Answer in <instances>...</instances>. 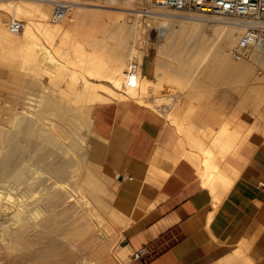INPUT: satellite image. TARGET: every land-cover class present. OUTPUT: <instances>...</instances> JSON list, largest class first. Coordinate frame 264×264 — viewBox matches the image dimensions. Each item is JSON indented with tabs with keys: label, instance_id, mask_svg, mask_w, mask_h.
Instances as JSON below:
<instances>
[{
	"label": "rangeland",
	"instance_id": "1",
	"mask_svg": "<svg viewBox=\"0 0 264 264\" xmlns=\"http://www.w3.org/2000/svg\"><path fill=\"white\" fill-rule=\"evenodd\" d=\"M49 3L50 6L47 5V7L50 9H48V17L49 20H51L50 23L57 25H60L61 23V25H65V20H70L68 22L73 20L71 11L67 14V11L73 7L80 8L79 12H89L91 10L90 12H95L93 13L94 16L97 12L98 14L96 17L91 18L90 16V19L89 17H86L87 13L85 14L81 12L80 15H85L83 18L86 17V20L85 22H80L75 31L77 33L79 31V34L83 37L84 41L87 40L86 42H88L90 40L89 43H96L95 48L98 50L94 49V53L97 55L100 54L101 57L109 61L114 57V52L117 50L116 48L123 42L125 47V54L123 56L125 67L126 65L129 66L130 64L135 63L138 68V75L140 76L142 64L146 59H149V61L153 63L156 73L155 81L153 82L163 84V92L161 91V94L172 96V98L178 95L185 99V101H195L199 106V109H201V107H209V109H212L213 114L218 117V120H229L241 128V134L246 137L244 143L251 142L253 145H261L264 147V89H261V80L259 79V77L262 78L264 75V57L255 58L252 50L242 63L245 64L244 67L247 72L245 71L241 74L233 73L235 75L232 74L231 77H228V80L223 73H217L216 64L214 65L215 59L213 60L212 56L204 58V53L206 52L208 45L212 42V37L208 36V33H215V31L219 30L221 27L220 25L226 24L219 21H208L203 15L198 13L178 12L153 7L148 5L146 0H52V2ZM58 6L64 7L63 11L65 13V20L54 23L52 21V16ZM90 12L88 14H90ZM99 16L100 18H98ZM6 18L7 22L8 19H13L11 16H7ZM162 18L165 19L160 20ZM199 18L201 20L199 23L194 24L188 22V20L195 21ZM16 20L25 24L24 26L26 27L27 23L25 20ZM161 23L167 24V26H160ZM80 24L82 27H79ZM80 31H82V33ZM234 32H236V36H229L231 40H229L230 43L228 42L230 47L226 48V52L224 53V56H226L227 59H229L227 54L229 49L237 41V37L241 35L240 30L235 29ZM36 37L41 46L47 47L40 35L38 36L37 34ZM207 38L209 43L207 42ZM224 38L225 37H223L222 40ZM224 40L219 46H222L226 42V39ZM29 44L30 43L23 45V49L22 46L18 50L15 49V51H13L15 53L12 52L10 53L11 55L0 49V130L7 135L11 129L17 138H20L21 136L20 128L24 117L35 119V115L38 114V109H40V107H38L40 105L38 97L41 96L43 92H46V89H85L80 82H74V80L71 79L72 72H74L73 74L77 73L76 75H81L82 77L85 76L84 78L87 80L89 79L84 73L75 70L73 67L71 68V65L68 67L69 64L66 63L65 57L69 52L66 49L57 50L55 47H48V51L50 54L52 53V58H56L54 59L56 60V68H59L57 71L55 70L57 76H54L56 79L53 80L54 76L49 77V79L48 76L46 77V74H44V68L46 66L45 60L41 57L40 52L37 51L36 53L33 45ZM27 48L33 50L32 57H35V60L31 57V62L34 61L33 63H31L29 59V61L24 60L26 59L24 58V55L26 57L28 52ZM16 50L18 51L17 53ZM95 50H97V52H95ZM20 53H22V55ZM70 69H72L71 72ZM66 70L67 74L66 72L64 74V71ZM58 71H60V74ZM218 74L222 76H219ZM79 76L78 78L81 77ZM57 78L59 79L57 80ZM57 81H60V83L62 82L61 85ZM56 82L57 84L55 85ZM170 82H173V84L175 82V85H172ZM75 83L77 85H75ZM177 84L179 86H177ZM184 84L185 86H183ZM181 86L185 88L183 89ZM173 87H176V89ZM62 95L63 94L60 93L59 97ZM78 98L79 97L76 93L73 94L69 104L63 102L65 103L63 104L65 105L64 109L63 106H61V109L60 105H62V103H60L57 108L58 110L45 113L44 121L41 120L43 122H39V125L47 124V126L40 125V127H42L43 130L47 127L46 135H50V137L52 136L51 134L54 135L55 133V137L52 138L55 139L53 141L56 144L58 143V146L54 145L55 143H52V146H50V144L49 147L46 145L47 147L44 146L40 152L46 151L50 153L51 156L48 159L50 161L57 159L58 162L68 163V174L63 181V184L66 185L70 193H66L67 195L65 196L67 197L70 195L72 201L69 202V206L65 204H60V206L55 205L56 211L54 210V213L48 212L47 209L49 208V203L43 201V199L47 196L45 187L50 186L49 180L51 178L45 175L44 171L40 168L34 166L31 167V157L21 165L29 171H36L35 173L33 172L32 175H29V182L42 180L43 183L44 180L46 181V179H48L45 183L48 186H45L44 184L45 187H41L43 184L38 181L41 185H39V188L36 186L34 189L35 191L33 190V192L21 195L20 189L10 188L9 183L0 180V191L6 196L2 201V205L10 207L16 198L24 204L25 210H27L30 215L26 211L23 215L28 217V222L31 228L30 240L32 242L34 241L32 247L29 248L30 250L24 248V251H22L23 249L20 251V249H18L14 251L15 254L13 253L11 255L0 249V264H87L85 262H89L90 260L94 262L92 257L93 254L87 250L90 253L89 254L85 250V247H82L79 244L68 245L67 242H64L63 239L57 237L51 231L40 227L43 221L48 219L49 216L55 218V221L58 219V221L66 224V221L70 218L72 212L79 209V203L81 200L80 196H84L85 199L89 200L90 205L88 208L92 206L95 208V211L93 212L94 214L97 213L99 215L102 229L106 230L108 235H110L106 239V243L109 245L107 250L109 253L106 252V256H110L109 258L111 261L108 263H135L131 261L132 252L128 250L126 245L123 246L125 242V234L128 227L151 208L149 201L153 194L152 183L142 181L137 184L133 180V177L122 172L124 166L123 160L114 156L107 143L95 137L91 132V111L94 105L90 104L89 106H84L82 109L83 106L80 105L81 101ZM110 101L117 102L114 99L107 100V102ZM209 102H212V104L206 106V103ZM137 105L140 106L141 104ZM151 105H153V101ZM155 105L164 107V105L161 104L157 105L154 103V106ZM143 107L146 109H152L145 105ZM163 107H157V109L155 108L156 111H153L157 113L161 111L159 114L164 115V111L170 112V110H173L174 108L172 106ZM71 111L72 114L69 113ZM64 112L68 113V116H66L67 113H65V116L68 118H63L67 123L65 125V127H67V132L70 131L68 134L66 133L68 138L66 135L64 137L63 135L61 136L58 129H56L55 132V130L51 128L52 125L56 127V125L59 124L58 121L61 120L58 119ZM68 119H70V121H68ZM168 122L171 123L169 118ZM68 124L71 126L68 127ZM74 124L77 127L74 126ZM70 133H72L71 136ZM58 136L60 139H58ZM182 139H184V135H182ZM53 146L60 148H58L57 151V148L55 149L54 147L53 149L55 150H53ZM3 147L4 146L0 149V161L3 158ZM187 150L189 152L191 149L187 146ZM37 152V150L36 152L34 151L36 154ZM34 153H32V157L36 155H34ZM189 159L193 161L199 160L198 157L195 156H190ZM117 174L121 176L120 179L116 178L118 176ZM52 182H54V180L50 183ZM88 183L91 186L88 185V187ZM42 188H45V191ZM90 191L96 196H93ZM41 192L45 194L42 195ZM96 197L98 198L95 199ZM93 198L94 200H100V198H102L104 202L102 203L103 206H100L101 204L99 205L98 201H94ZM33 204L34 206L36 204L38 208L35 206L36 209H33ZM30 205L32 206L30 207ZM31 208L32 210L30 211ZM68 208L71 214L68 213V215H63V209ZM64 218L66 219L64 220ZM10 221L11 219L7 220V223L0 221V224H3H1L2 226L0 225V234L7 233L17 227V223L14 220ZM33 245L35 247H33ZM124 247H126V249H123ZM17 248L18 247H16V249ZM84 250L87 254L83 253ZM98 262L99 264H104L103 261Z\"/></svg>",
	"mask_w": 264,
	"mask_h": 264
},
{
	"label": "crops",
	"instance_id": "2",
	"mask_svg": "<svg viewBox=\"0 0 264 264\" xmlns=\"http://www.w3.org/2000/svg\"><path fill=\"white\" fill-rule=\"evenodd\" d=\"M141 73L155 81L149 59ZM180 99L169 113L185 132L133 102H103L91 111L92 134L123 160L122 172L152 183L151 208L125 234L129 251L145 250L134 264H264V191L256 188L264 183V147L244 141L224 156L213 184L204 183L199 162L189 159L199 151L190 145L205 148L223 121L234 123Z\"/></svg>",
	"mask_w": 264,
	"mask_h": 264
},
{
	"label": "bare ground",
	"instance_id": "3",
	"mask_svg": "<svg viewBox=\"0 0 264 264\" xmlns=\"http://www.w3.org/2000/svg\"><path fill=\"white\" fill-rule=\"evenodd\" d=\"M46 1H48V2H46ZM49 2H52V0H43V1H41V0H38V1H35V0H0V49L2 51H5V53H9V55H11L10 53L15 51V49L18 50L21 46L23 49V45L30 43L31 45H33V48L36 51V53H37V51L40 52L41 57H43V59L45 60L46 66L44 68V74H46V77L48 76V78L53 77L54 75L57 76L56 71L59 68H56V65H55L56 60H54L56 58H54V59L52 58V56H51L52 53L50 54V52L48 51L47 48L48 47L49 48L55 47L57 50L66 49L69 52V54H67V56L65 57L66 63L69 64L68 67H70V65H71V68L73 67L75 70H78V71L84 73L89 79L87 80L84 78L85 76L82 77L80 75L81 76L80 77L79 75H76L77 74L76 72H75L76 74H73L74 72H72L71 79H73L74 82H76V81L80 82V84H82V86L85 89H46L47 91L43 92V94L38 97L39 104H40V105L38 104L39 105L38 107H40V109H38L39 112H38V114L35 115V119L24 117L23 122L21 124V128H20V134H21L20 138H17L11 129L9 130L7 135H6V133H4L3 131L0 130V149L2 146H4L3 147V149H4L3 158L0 161V180L3 182L9 183L10 188L20 189L21 195H25V194H28L30 192H33V190L35 189L36 186H38V188H39V185H40L39 182L42 183V180H40V181L38 180L39 182L37 180L29 182V179H30L29 175H32L34 170L29 171L26 168H23L21 166L23 162H25L28 158L31 157V159H32L31 167L34 166L36 168H40L42 171H44L45 175H47L49 178H51L49 180L50 186L45 184L48 179H46V181L44 180L42 183L43 185L42 186L40 185V186L43 187L44 184H45V186H48V187L44 186L46 188V195L47 196L43 199V201H46L49 203V208L47 209L48 212L54 213L56 211L55 205L56 206H58V205L60 206V204L68 205L69 202H71L72 200L70 199L71 198L70 195L67 197L65 196V195L70 194V193H69V190L66 187V185L63 184V181L65 180V178L67 177V174H68V163H66V162L61 163L60 161L58 162L57 159L50 161V160H48L49 157L51 156L50 153H48L46 151L40 152V150L43 149L44 146L47 145L49 147L50 144H51L50 146H52V143H55L53 141L55 139L52 138V137H55L54 136L55 133L53 132L54 135L51 134L52 136L50 137V135H46L47 134V132H46L47 127H45V129H44L45 132L42 129V127H40V125L41 126H43V125L47 126V124L46 125L45 124L39 125V122L44 121V114L45 113L55 112L56 110H58L57 108H58L60 103H62V105H60V107L63 106V109H64L65 105H63V104H65V103L69 104V102H71L72 95L75 93L78 95V97H79L78 99L81 101L80 105L83 106L82 109L84 108V106H87V105L89 106L90 104L95 105V104L107 102V100H109V99L110 100L114 99L115 101H117L119 103L133 102L136 104H141L143 106L145 105L146 107L148 106L149 108H152L149 110L153 111V110H155V108L157 109V107H159V108L163 107V106H156V105L154 106V103L157 105L158 104L164 105L163 108H165V106L174 107V105H176V103H179V101L181 100L180 99L181 97L176 95L177 97L175 96L174 98H172V96H165V95L161 94L160 92L161 91L163 92V84L159 83V82L154 83L153 81L148 80V78H146L142 73L139 76L138 75V69H136L135 72L130 73L132 70V64H130L129 66L126 65V67H125L124 60H123V56L125 54V47L123 45L124 44L123 42H122V44L120 43L119 47L116 48L117 50L114 52V57L109 61L106 60L105 58L101 57L100 54L97 55L96 53H94L93 50L97 49V48H95L96 43H93V42L89 43L90 40L88 42H86L87 40L84 41L83 37L79 34V31H78V33L75 31H76V28L80 22H85L86 17H89V19H90V16H91V18H95L96 15L98 14L97 12H96V15L94 16L93 13H95V12H90L91 10L89 11L90 14H88L89 12L81 11L85 14L87 13L86 17L83 18L85 15L84 16L80 15V13H81V12H79L80 8L78 9L77 7L76 8L73 7V8H71L72 10L70 9L67 11V14H69V12L71 11L72 18H73V20L71 22H68L70 20H65V16H64V19L62 21L65 20V23H66L65 25H61L62 23L60 25L52 24V23H50L51 20H49V17H48V9L49 8L47 7V5L50 4ZM75 4H77V3H75ZM77 5H80V4H77ZM92 11H94V10H92ZM91 13H92V15H91ZM99 15H100V13H99ZM7 16H11L13 19H8V22H7V20H6ZM92 16H94V17H92ZM98 18H100V16ZM16 19L25 20L27 23L26 27L24 26V29L22 30L23 32L21 31L22 34H21V32L15 34V33H11L9 31V24H10L11 20L17 21ZM66 19H67V15H66ZM136 19H138V18H136ZM163 19H165V18H162L160 20H163ZM93 20H95V19H93ZM132 20H133V18H132ZM52 21L54 23H57L53 20V18H52ZM200 21H201L200 18L196 19L195 21L194 20L193 21L188 20V22H191L194 24L199 23ZM88 24H90V23H88ZM135 24H136V22H135ZM165 25L167 26V24H163V23L160 24V26H163V27ZM197 26H196V28H197ZM220 26L221 27L219 28V30L215 31V33H210V32L208 33L207 32L208 36L212 37V42L208 45L206 52L204 51L205 52L204 58H206L207 56H210V57L212 56L213 60L215 59V62H217V63L214 62V65L216 64L217 73L218 72L221 74L223 73V75H225V77L228 80V77H231V75L233 73H238V74L240 73L241 74V73L245 72L246 69L244 67L245 64H242L244 60L235 61V60L230 59V57H229V59H227V57L224 56L225 55L224 53L226 52V48L230 47L229 46V43H230L229 42V40H230L229 36L235 37L236 32H237V31L234 32L235 29H237V30H240V29L236 28L235 26L227 25V24L226 25H220ZM79 27H82L81 24ZM191 28H193V27H191ZM189 30H192V29H189ZM193 31H194V29H193ZM80 32L82 33V31H80ZM194 33H195V31H194ZM37 34H38V36L39 35L41 36V38L43 39V41L47 47H43L39 44V41L36 37ZM84 35H86V34H84ZM223 37H225L224 39H226V42L222 46L221 45L219 46V44H221V42L224 40V39L222 40ZM190 39H191V37H190ZM202 40H203V37H202ZM121 41H122V39H121ZM207 42L209 43L208 38H207ZM198 43H200V42H198ZM202 45H203V43H202ZM193 49H194V47H193ZM17 50H16V53L18 52ZM97 50H95V52H97ZM20 51H22V50H20ZM27 51H26L27 54L24 52L26 54V57L24 55V58H26L24 60L29 59L30 62H31L32 58H33V60H35L34 59L35 57H32L33 56V50L28 49ZM213 51H214V53H213ZM252 52H253L255 58L264 57V46L256 47L253 49ZM13 53H15V52H13ZM22 53H20V54L22 55ZM34 55H35V52H34ZM12 56H13V54H12ZM58 59H60V58H58ZM33 62L34 61H32L31 63H33ZM31 63H30V65H31ZM71 70L72 69H70V72H71ZM65 72L67 74V70L64 71V74H65ZM58 73L60 74V71H58ZM61 74H62V72H61ZM244 74H247V73H244ZM233 75H235V74H233ZM68 76H70V75H68ZM78 76L80 78H78ZM168 76H167V78H168ZM219 76H222V75H219ZM55 79L56 78L54 76L53 80H55ZM58 79L59 78H57V80ZM259 79L261 80L260 81L261 82V89H264V75L262 78L259 77ZM162 80H164V79H162ZM165 80H166V78H165ZM57 82L60 83V81H57ZM57 82L55 83V85L57 84ZM61 83H60V85H61ZM170 83H172V85H175V82H174V84H173V82H170ZM70 84H72V83H70ZM185 84L183 86H185ZM75 85H77V84L75 83ZM177 86H179V85L177 84ZM183 86H181V87L183 88ZM72 87H75V86H72ZM181 87H179V88H181ZM174 89H176V87ZM60 93L63 94L61 97H59ZM74 99H73V101H74ZM152 101H153V105H151ZM63 102H65V103H63ZM110 102H112V101H110ZM187 104H188V102H187ZM61 109H62V107H61ZM66 109H65V111H66ZM79 109H76V110H79ZM82 109H80V110H82ZM160 112H158V113H160ZM164 112H165L164 117L167 120L169 118V121L171 120L172 123L178 125L179 130H181L183 132L185 127H184V123H183L182 119L180 120L178 115H175L173 113H169L166 111H164ZM65 113H67V112H64L63 115L61 114V117H59L58 120H61V121H58L59 124H57L56 127L54 125L51 126V128L53 130H55V132H56V129H58L61 136L63 135V137L66 135V133L68 134L70 132V131L67 132V127H65V125L67 123L63 118L68 116V113H67V115ZM69 113L72 114V111ZM186 113H188V111H186ZM66 118H68V117H66ZM41 120H43V121H41ZM68 121H70V119H68ZM82 122H83V120H82ZM70 126L71 125L68 124V127H70ZM74 126H76V125L74 124ZM240 129L241 128L238 125L224 124V121H223V124L219 127L218 131L217 132L214 131L215 134L212 136V139L210 138V141L207 144L208 145L207 147L204 146L205 148H202L201 145H198L199 143L195 144L194 142H192L190 140L192 142V145H190V146H192V148H197L199 151L197 154V150H196L195 151L196 153L194 152L196 155L195 154L194 155H195V157H198V159H199L198 162L200 165V167H199L200 169H198V170H201V173H202V176L204 179V183L213 184L212 177H213L214 173L216 171H218L223 166L222 161H224V156L227 155L228 153H231V152L235 153L238 150V148L241 146V144L246 140V137L241 134ZM193 130H190L191 133H193L192 132ZM49 131H51V130H49ZM188 132H189V130H188ZM200 133H202V132H200ZM71 134L72 133H70V136H71ZM208 135H206V136H208ZM198 136H199V134H198ZM66 137H67V135H66ZM190 137H192V136H190ZM58 139H60L59 136H58ZM61 141H63V140H61ZM193 141H194V139H193ZM59 144H60V142H59ZM54 145L58 146V143L57 144L55 143ZM57 146H53L52 149L55 147V149L57 148V151H58V148H60V147H57ZM63 147H64V145H63ZM50 148H49V151H50ZM45 149H48V148H45ZM55 149H53V150H55ZM36 150L38 151L37 154L34 153V151L36 152ZM66 150H67V148H66ZM192 152H193V150H192ZM32 153H34V155L35 154L36 155L34 157H32L31 156ZM66 153H67V151H66ZM199 154H200V156H199ZM116 178L120 179V176H117ZM52 180H54V182L50 183ZM47 184H48V182H47ZM88 185H90V184L88 183L87 186ZM45 188H42V189L44 190ZM90 193H92V192L90 191ZM95 193H96V191H95ZM43 194H45V193H42V195ZM92 194H93V196H96V195H94V193H92ZM97 196H98V194H97ZM5 198H6V196L2 194V191H0V221L3 222L5 220L4 222H6L9 219H11V221L14 220L17 223V227L14 230H10L7 233H1L0 234V245H1L0 249L4 250V252L11 255L14 253V251H16L18 249H20V251L23 249L22 251H24L25 250L24 248H26V250L31 248L32 243H34V241L32 242L30 240L31 228H30V225L28 222V217L23 215V213L25 211L27 212V210H25L24 204L21 203L18 200V198H16L12 202V205L10 207L3 206L2 201ZM97 198L98 197H96L95 199H97ZM80 199L81 200L79 203V209L73 211L72 214L69 211L70 207L68 209H63V211H62L63 215L64 214L68 215V213L71 214L69 219L66 217L68 219L66 221L67 222L66 224L58 221V219L55 221L54 220L55 218H53L52 216L51 217L49 216L48 219L43 221V223H42V225H40V227L42 229H47V230L51 231L57 237H60L61 239H63L64 242H67L68 245L69 244H72V245L73 244H76V245L79 244L80 246L85 247L86 251L88 250L91 252V254H93L92 257L94 259V262L90 260L89 262L91 264H99L98 261H100V262L103 261L104 264H109L108 262H111V261L109 258L110 256L109 257L106 256V252L109 253L107 251L109 245L106 243V239L110 235H108V232L106 230L102 229L101 223L99 220V215L97 213L94 214V212H93V211H95V208L93 206L88 208V206L90 205L89 200L85 199L84 196H80ZM93 200H94V198H93ZM94 201H98L99 205L101 204L100 206H103L102 203H104V202H103L102 198H100V200H94ZM95 203H97V202H95ZM65 205H63V206H65ZM31 206L32 205H30V207ZM33 206H34V204H33ZM35 206H36V204H35ZM35 206L33 207V209L35 208ZM36 208H38V207L36 206ZM64 208H66V207H64ZM31 210H32V208L30 209V211ZM34 212H35V210H34ZM32 213H33V211H32ZM66 218H64V220ZM34 245H33V247H35ZM16 247H18V248L16 249ZM59 249H61V248H59ZM123 249H126V248H123ZM85 250L83 253H85ZM85 254H87V253H85ZM84 259H85V257H84ZM96 260H98V261H96ZM89 262L87 261L85 263L88 264Z\"/></svg>",
	"mask_w": 264,
	"mask_h": 264
},
{
	"label": "built area",
	"instance_id": "4",
	"mask_svg": "<svg viewBox=\"0 0 264 264\" xmlns=\"http://www.w3.org/2000/svg\"><path fill=\"white\" fill-rule=\"evenodd\" d=\"M147 4L166 10L178 12L198 13L208 21H219L235 26L241 30L234 45L229 49L228 55L232 60H245L250 52L264 46V0H146ZM64 7L58 6L53 12L55 22L64 19ZM24 24L11 21L9 31L19 33ZM137 65L132 63L130 73L136 71ZM257 189L264 191V183H258ZM145 254L144 249L132 252L131 261H141Z\"/></svg>",
	"mask_w": 264,
	"mask_h": 264
},
{
	"label": "water",
	"instance_id": "5",
	"mask_svg": "<svg viewBox=\"0 0 264 264\" xmlns=\"http://www.w3.org/2000/svg\"><path fill=\"white\" fill-rule=\"evenodd\" d=\"M125 244H123V246H124Z\"/></svg>",
	"mask_w": 264,
	"mask_h": 264
}]
</instances>
